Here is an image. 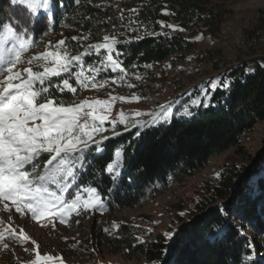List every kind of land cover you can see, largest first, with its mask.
Here are the masks:
<instances>
[{
  "label": "trees",
  "instance_id": "1",
  "mask_svg": "<svg viewBox=\"0 0 264 264\" xmlns=\"http://www.w3.org/2000/svg\"><path fill=\"white\" fill-rule=\"evenodd\" d=\"M107 1L54 0L49 24L48 14L30 18L10 0H0V22L21 21L24 39L32 41L21 56L36 47L41 35L61 25L89 31L92 42L102 41L105 34L116 36V59L129 74L144 73L193 47V42L167 25L216 37L223 23L222 13L210 0H131L129 10L114 16ZM256 55L261 59L225 75L222 82L229 86L224 88L221 82L215 89L211 109L190 118H174L170 124L151 125L135 139L108 141L99 154L87 150L84 167L66 198L79 192L82 200L87 199L89 193L83 189L95 187L107 210L133 208L237 147L264 121V51L253 52ZM91 61L85 59L87 64ZM50 92L65 104L73 102L66 91ZM117 149L122 150L123 168L118 178H112L107 166ZM241 177L239 168L226 166L217 182L205 187L189 224L178 230L172 242L159 236L149 246L136 245L137 232H129L108 240L106 246L131 257L142 256L147 264H264V153L245 184ZM220 202L224 209L217 206Z\"/></svg>",
  "mask_w": 264,
  "mask_h": 264
},
{
  "label": "rangeland",
  "instance_id": "2",
  "mask_svg": "<svg viewBox=\"0 0 264 264\" xmlns=\"http://www.w3.org/2000/svg\"><path fill=\"white\" fill-rule=\"evenodd\" d=\"M130 1L110 0L105 4L113 8L110 16H114L129 10ZM210 2L223 15L220 34L216 37L203 31L190 34L175 26V29H171L172 32L179 33L193 42V47L179 57H171L169 61L144 73H121L119 69L112 71L111 66L107 64V52L102 49L100 54H97L95 49L90 47L105 43L104 39L92 42L89 31L72 25H61L56 30L41 35L36 47L21 56L23 63L17 65L14 71H23L24 67L30 66L27 62L32 57L48 50H55L60 40L65 41L63 47L69 57L89 53L84 56L82 64L73 62L70 67L73 73L83 70L84 77L89 81L88 86L82 87L73 75L70 83L77 91L75 93L65 91L71 94L75 103L99 99L108 100L112 104L110 110L100 109L108 119L103 124L104 131L94 136L95 140L108 136L109 139L103 141L105 144L108 141L135 139L138 137V131L141 133L151 125L170 124L174 118L178 120L190 118L211 109L213 93L225 75L236 67L261 59L260 55L252 54L264 51V47L251 45V40L264 26V0H210ZM105 36L115 40L112 55L116 59L115 48L119 39L111 34H105L103 38ZM72 37L78 39L73 40ZM236 39L240 42L237 43ZM88 58L92 59L89 64L85 63V59ZM31 66L34 70L40 71L44 66L50 67L51 64L41 60L34 61ZM96 68L101 71L96 73L94 71ZM62 76L66 77L67 74L62 73ZM92 77H95L94 81L91 80ZM0 79H3L2 75ZM53 80L59 84L61 77H53ZM92 83L97 87H92ZM101 84L103 87L99 86ZM113 97L117 99L112 100ZM120 97L126 99L121 100ZM133 97L140 99L135 100ZM185 109L191 115H185ZM165 110H168L166 119ZM85 111L89 109L86 108ZM121 113L128 118L125 124L118 122ZM136 113L141 115L137 116ZM154 116L156 122H152ZM111 121H117L115 127ZM94 148L95 145L90 144L89 150ZM263 153L264 121L247 133L237 147L213 158L206 168L191 176L175 180L168 189L152 193L148 200L133 208L113 211L107 210L105 206L87 211L81 209L79 214L73 212L65 217V223H60L58 218H45L37 222L28 216L22 217L14 208L11 212L3 211L0 205V231L10 225L15 228L17 234L23 229L30 237L27 241L15 239L0 241V264H30L35 258L36 245L32 243L33 240L39 245L41 255L62 257L63 264H147L142 256L131 257L125 252L109 249L106 246L107 241L121 238L129 232H137L136 245L149 246L156 242L159 236L168 239L169 233L172 234V238L169 239L172 242L178 230L189 224V216L203 199L205 187L208 184H215L226 166L239 168L242 172L241 182L245 184ZM122 168L121 157L119 168L111 173L108 171L109 176L118 178ZM217 206L225 208V204L221 202ZM5 236L7 237V233ZM4 243L9 244L8 249L3 248ZM50 264H59V260H54Z\"/></svg>",
  "mask_w": 264,
  "mask_h": 264
},
{
  "label": "snow or ice",
  "instance_id": "3",
  "mask_svg": "<svg viewBox=\"0 0 264 264\" xmlns=\"http://www.w3.org/2000/svg\"><path fill=\"white\" fill-rule=\"evenodd\" d=\"M10 3L20 7L22 14H27L30 18L37 17L41 12L47 13L45 19L51 23L54 0H10ZM20 23V20L15 23L0 22V75L3 76L0 79V205L3 211L11 212L14 208L22 217L28 216L37 222L45 218H58L60 223H65V217L73 212L79 214L81 209L87 211L104 206L95 187L83 189L89 193L88 198L83 200L79 192L72 199H67L65 194L77 183L80 170L84 167L85 152L89 150L90 144L95 145L96 152L104 151L103 141L109 137L103 136L101 140H95L94 136L104 131L103 124L108 119L100 109L110 110L112 104L108 100L99 99L65 104L52 95L50 89L75 93L77 89L70 83L73 75L82 87H87L89 82L84 77L83 70L75 73L70 71L73 62L82 64L84 56L89 53L69 57L63 47L64 40L58 42L55 50L42 52L28 60L30 66L24 67L23 71H14L17 65L23 63L22 52L32 44L31 40L24 39V32L19 29ZM167 27L175 29L174 25ZM72 39L77 40L78 37ZM103 39L105 43L90 47L97 54L102 49L107 52V64L112 71L119 69L121 73H126L120 62L113 58L114 38L105 36ZM41 60L51 66H44L40 71L34 70L31 65L34 61ZM94 71L99 73L101 69L96 68ZM62 73L67 76H62ZM53 77H61L60 83L53 85ZM94 79L95 77L91 78L92 81ZM99 86L103 87L102 84ZM212 86L215 87V84ZM228 86L223 83L224 88ZM92 87L97 85L92 83ZM115 99L117 98H112ZM86 108L89 111H85ZM184 114L191 115L187 109ZM167 115L168 110H165V119ZM127 119L121 113L118 122L125 124ZM152 122H156L155 116ZM111 123L115 127L117 121ZM139 135L138 131L137 136ZM114 156L115 159L107 166L110 173L119 168L122 150L117 149ZM171 238L172 234L169 233L168 239ZM6 239L27 241L30 237L23 229L17 234L15 228L9 225L0 231V241ZM32 243L36 248L35 258L30 264H50L54 260L63 264L62 257L41 255L39 245L34 240ZM8 247V243L3 244L4 249Z\"/></svg>",
  "mask_w": 264,
  "mask_h": 264
},
{
  "label": "built area",
  "instance_id": "4",
  "mask_svg": "<svg viewBox=\"0 0 264 264\" xmlns=\"http://www.w3.org/2000/svg\"><path fill=\"white\" fill-rule=\"evenodd\" d=\"M237 43L240 42L239 39L235 40ZM251 45L253 46H263L264 47V26L261 31L251 40Z\"/></svg>",
  "mask_w": 264,
  "mask_h": 264
},
{
  "label": "water",
  "instance_id": "5",
  "mask_svg": "<svg viewBox=\"0 0 264 264\" xmlns=\"http://www.w3.org/2000/svg\"><path fill=\"white\" fill-rule=\"evenodd\" d=\"M230 202V201H229ZM229 202H227V203H229Z\"/></svg>",
  "mask_w": 264,
  "mask_h": 264
}]
</instances>
